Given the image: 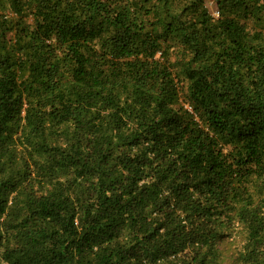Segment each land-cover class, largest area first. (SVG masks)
I'll use <instances>...</instances> for the list:
<instances>
[{
	"label": "trees",
	"instance_id": "1",
	"mask_svg": "<svg viewBox=\"0 0 264 264\" xmlns=\"http://www.w3.org/2000/svg\"><path fill=\"white\" fill-rule=\"evenodd\" d=\"M237 235L264 264V0H0V264H224Z\"/></svg>",
	"mask_w": 264,
	"mask_h": 264
},
{
	"label": "rangeland",
	"instance_id": "2",
	"mask_svg": "<svg viewBox=\"0 0 264 264\" xmlns=\"http://www.w3.org/2000/svg\"><path fill=\"white\" fill-rule=\"evenodd\" d=\"M210 9L215 12L216 6L213 3L209 4ZM242 240L238 235L234 239L225 240L222 247L224 253V264H240L237 262L238 252L241 248Z\"/></svg>",
	"mask_w": 264,
	"mask_h": 264
}]
</instances>
